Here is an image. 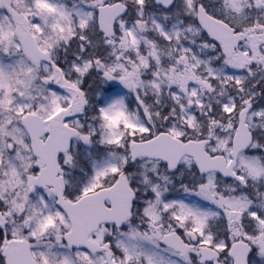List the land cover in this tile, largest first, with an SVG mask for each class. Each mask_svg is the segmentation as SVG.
Returning <instances> with one entry per match:
<instances>
[{"label": "snow or ice", "instance_id": "1", "mask_svg": "<svg viewBox=\"0 0 264 264\" xmlns=\"http://www.w3.org/2000/svg\"><path fill=\"white\" fill-rule=\"evenodd\" d=\"M0 264H264V0H0Z\"/></svg>", "mask_w": 264, "mask_h": 264}]
</instances>
